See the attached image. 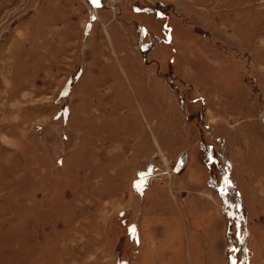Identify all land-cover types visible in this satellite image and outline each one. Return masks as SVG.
Returning <instances> with one entry per match:
<instances>
[{
	"label": "rangeland",
	"instance_id": "obj_1",
	"mask_svg": "<svg viewBox=\"0 0 264 264\" xmlns=\"http://www.w3.org/2000/svg\"><path fill=\"white\" fill-rule=\"evenodd\" d=\"M0 264H264V0H0Z\"/></svg>",
	"mask_w": 264,
	"mask_h": 264
}]
</instances>
